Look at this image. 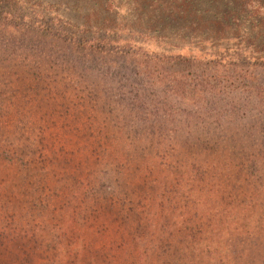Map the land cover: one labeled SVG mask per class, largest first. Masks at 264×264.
I'll use <instances>...</instances> for the list:
<instances>
[{"label":"rangeland","instance_id":"1","mask_svg":"<svg viewBox=\"0 0 264 264\" xmlns=\"http://www.w3.org/2000/svg\"><path fill=\"white\" fill-rule=\"evenodd\" d=\"M25 1L50 14L53 0ZM84 52L0 23V264L87 250L113 264L117 234L153 217L165 251L264 264V104L239 79L234 101L196 109L130 60L107 61L115 77L84 68Z\"/></svg>","mask_w":264,"mask_h":264},{"label":"trees","instance_id":"2","mask_svg":"<svg viewBox=\"0 0 264 264\" xmlns=\"http://www.w3.org/2000/svg\"><path fill=\"white\" fill-rule=\"evenodd\" d=\"M58 6L72 15L58 12ZM49 11L25 0H0V23L46 33L88 51L84 55L91 60L84 68L101 74L104 67V77L119 73L107 61L130 60L150 85L169 90L196 109L234 101L239 79L264 104L263 82L257 77L264 71V0H53ZM119 142V152L137 155L138 147L127 149L123 139ZM151 222L120 230L117 237L126 247L117 245L113 264H206L191 253L178 256L177 246L165 251L168 228L155 217ZM91 253L75 252L74 263L94 264ZM8 259L14 261V255Z\"/></svg>","mask_w":264,"mask_h":264}]
</instances>
